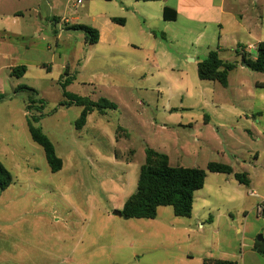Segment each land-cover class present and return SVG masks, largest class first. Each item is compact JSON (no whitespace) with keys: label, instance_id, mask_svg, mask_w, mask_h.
<instances>
[{"label":"rangeland","instance_id":"obj_1","mask_svg":"<svg viewBox=\"0 0 264 264\" xmlns=\"http://www.w3.org/2000/svg\"><path fill=\"white\" fill-rule=\"evenodd\" d=\"M90 1L0 0V164L12 179L0 192V264H202L212 228L169 206L155 219L113 212L135 192L148 149L171 167L206 171L214 162L264 173V73L237 65L223 87L201 81L187 60L155 69L153 39L129 40L137 48L120 39L115 49L89 44L86 33L68 28L88 23ZM231 3L243 21L223 35L219 57L227 62L239 60L238 44L264 41V0ZM206 43L193 36L186 44L200 52ZM21 66L25 73L14 74ZM64 91L96 104L82 126V107L63 105ZM30 123L53 144L58 172L32 141ZM217 176L206 171L202 191L213 218L225 209L214 194Z\"/></svg>","mask_w":264,"mask_h":264},{"label":"crops","instance_id":"obj_2","mask_svg":"<svg viewBox=\"0 0 264 264\" xmlns=\"http://www.w3.org/2000/svg\"><path fill=\"white\" fill-rule=\"evenodd\" d=\"M234 8L231 0H157L152 2L91 0L85 10L88 23L84 26H89L98 32L96 43H108L113 49L119 45L118 39L125 48H137L146 44L147 40L153 39L154 47L151 51L161 56V61L154 65L155 69L159 70L161 67L173 69L186 60L197 65L210 51L217 50L218 53L223 51L224 33H228L229 27H234L235 31H238L242 26L243 17L236 15L233 12ZM164 9L173 10L176 14L175 20H164ZM113 19L121 21L116 22ZM3 31L8 33L5 29ZM193 36L206 40L204 50L197 52L189 49L186 43ZM160 39L164 44L160 42ZM129 40H138L137 42L143 43L136 44ZM259 42L264 41H257L256 44ZM256 44L242 45L244 52L251 53L254 57ZM172 53L184 60L181 59L180 62H177L179 59L173 60ZM233 62L245 68L240 57L238 61ZM66 79L69 80V77H65L62 81ZM232 169L236 173H245L249 184L238 183L232 175L215 173L219 176H217L218 185L214 194L222 201L225 209L221 211L220 207L217 208L214 218L207 216L211 210V198L208 194L202 193L206 184L204 183V187L194 193L189 219H195L201 229L212 228L214 234L213 243L201 260L216 259L231 261L235 264H264V256L255 251L258 236L260 234L264 236V214L260 215L257 211L261 199L264 198V173H248L244 169L237 170L233 167ZM252 198H255L256 202H252ZM197 200L201 201V207L195 210ZM227 206L236 208L229 209ZM231 210H236L238 215L241 214V218L230 217L228 214Z\"/></svg>","mask_w":264,"mask_h":264},{"label":"trees","instance_id":"obj_3","mask_svg":"<svg viewBox=\"0 0 264 264\" xmlns=\"http://www.w3.org/2000/svg\"><path fill=\"white\" fill-rule=\"evenodd\" d=\"M152 2L157 0H138ZM169 12L171 13L169 15ZM164 20H175L176 14L173 10L164 9ZM120 22V19H113ZM68 29L81 30L87 34L86 41L95 44L98 41V32L84 25H73ZM237 55L245 63L246 68L253 72L264 73V42H259L255 47V56L244 52V47L236 49ZM237 62H225L219 57L217 50L210 51L206 58L197 64V74L201 81L217 82L226 87L229 73L235 69ZM26 71L24 66L13 70V73L23 75ZM69 83L66 79L62 86ZM264 87V84L258 85ZM29 90L28 88H23ZM33 95L36 92L30 90ZM68 100L63 105H75L82 107L80 118L77 122L82 126L89 113L96 106L87 98L79 97L64 91ZM30 105L28 106L29 109ZM36 123L37 118L32 117ZM29 134L33 142L42 147L47 164L52 173L62 168V161L55 154L54 146L50 140L41 132L40 127L29 124ZM206 171L232 175L242 185H248L249 180L245 173H236L232 167L225 164L210 162ZM206 171L200 168L171 167L168 157L154 150L146 151L145 163L141 166L135 192L126 200L122 213L127 219H155L158 208L169 206L176 217L190 218L193 208L194 193L204 187ZM10 173L0 164V192L11 184ZM255 251L264 256V242H256ZM202 264H235L231 261L204 259Z\"/></svg>","mask_w":264,"mask_h":264},{"label":"built area","instance_id":"obj_4","mask_svg":"<svg viewBox=\"0 0 264 264\" xmlns=\"http://www.w3.org/2000/svg\"><path fill=\"white\" fill-rule=\"evenodd\" d=\"M83 2V0H76V4L77 5H81ZM255 50V49H254ZM253 196H256L258 197L256 194L254 193H251ZM257 211L258 213L261 215V214H264V198L261 199V202L259 203L258 207H257Z\"/></svg>","mask_w":264,"mask_h":264},{"label":"water","instance_id":"obj_5","mask_svg":"<svg viewBox=\"0 0 264 264\" xmlns=\"http://www.w3.org/2000/svg\"><path fill=\"white\" fill-rule=\"evenodd\" d=\"M243 66L246 67L245 63H243ZM113 214H114L115 216H118V217H124L123 213L120 212V211H114ZM257 241H258V242H262V241H264V239H262V237L259 236V237L257 238Z\"/></svg>","mask_w":264,"mask_h":264}]
</instances>
